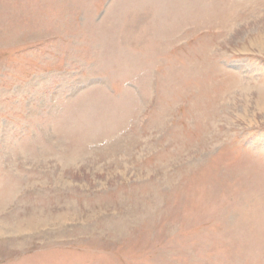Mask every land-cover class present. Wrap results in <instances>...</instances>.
<instances>
[{"label": "rangeland", "instance_id": "obj_1", "mask_svg": "<svg viewBox=\"0 0 264 264\" xmlns=\"http://www.w3.org/2000/svg\"><path fill=\"white\" fill-rule=\"evenodd\" d=\"M0 264H264V0H0Z\"/></svg>", "mask_w": 264, "mask_h": 264}, {"label": "crops", "instance_id": "obj_2", "mask_svg": "<svg viewBox=\"0 0 264 264\" xmlns=\"http://www.w3.org/2000/svg\"><path fill=\"white\" fill-rule=\"evenodd\" d=\"M31 80V79H30ZM29 85H30V83H29ZM30 88V87H29Z\"/></svg>", "mask_w": 264, "mask_h": 264}]
</instances>
